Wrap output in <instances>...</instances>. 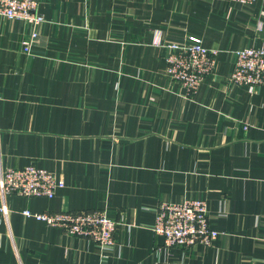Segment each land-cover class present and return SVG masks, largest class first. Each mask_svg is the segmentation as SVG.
Wrapping results in <instances>:
<instances>
[{"label": "crops", "instance_id": "0c3cea01", "mask_svg": "<svg viewBox=\"0 0 264 264\" xmlns=\"http://www.w3.org/2000/svg\"><path fill=\"white\" fill-rule=\"evenodd\" d=\"M38 11L29 54V26L0 17V175L33 165L64 186L52 199L0 191V264H264V86L227 84L234 50L264 48V0H38ZM156 31L219 50L194 94L166 75ZM188 199L206 202L221 235L163 247L157 206ZM24 210L104 211L115 246Z\"/></svg>", "mask_w": 264, "mask_h": 264}, {"label": "built area", "instance_id": "2783aa9c", "mask_svg": "<svg viewBox=\"0 0 264 264\" xmlns=\"http://www.w3.org/2000/svg\"><path fill=\"white\" fill-rule=\"evenodd\" d=\"M232 1L248 6L257 0ZM0 17L29 26L30 34L22 41L23 51L29 54L38 29L45 21L38 11V0H0ZM154 44L167 49L165 71L170 80L179 85L186 95L195 93L203 79L212 72L220 54L219 50L204 47L202 41L194 36L183 41L165 42L160 32L156 31ZM232 55L234 64L227 77V84L230 87L244 86L249 92L263 87L264 48L241 47L234 50ZM63 186V181L57 174L33 165L7 168L0 175V191L6 195L52 199ZM5 212V208L0 205V219ZM23 216L33 218L47 227H56L69 236L87 239L103 252L115 246L117 222L104 211L34 213L24 210ZM150 230L163 239L164 247L169 248L196 245L210 247L221 235V232L209 226L207 204L201 199L160 203Z\"/></svg>", "mask_w": 264, "mask_h": 264}, {"label": "rangeland", "instance_id": "374dc122", "mask_svg": "<svg viewBox=\"0 0 264 264\" xmlns=\"http://www.w3.org/2000/svg\"><path fill=\"white\" fill-rule=\"evenodd\" d=\"M235 3V2H234ZM236 4H238V3H236ZM216 62H217V59H216ZM216 64V63H215ZM166 75H167V73H166ZM168 76V75H167ZM169 78V77H168ZM170 79V78H169ZM22 214H23V212H22ZM154 220H155V218H154ZM153 235L154 236H156V237H159V236H157V235H155L154 233H153ZM264 236V235H263ZM161 238V237H160ZM263 241H264V239H262ZM164 247V246H163ZM166 248H169V247H166Z\"/></svg>", "mask_w": 264, "mask_h": 264}]
</instances>
